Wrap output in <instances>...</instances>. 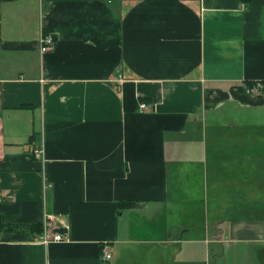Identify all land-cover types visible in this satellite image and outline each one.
Wrapping results in <instances>:
<instances>
[{"label": "crops", "instance_id": "1", "mask_svg": "<svg viewBox=\"0 0 264 264\" xmlns=\"http://www.w3.org/2000/svg\"><path fill=\"white\" fill-rule=\"evenodd\" d=\"M263 80L264 0H0V264H264Z\"/></svg>", "mask_w": 264, "mask_h": 264}, {"label": "rangeland", "instance_id": "2", "mask_svg": "<svg viewBox=\"0 0 264 264\" xmlns=\"http://www.w3.org/2000/svg\"><path fill=\"white\" fill-rule=\"evenodd\" d=\"M233 108H235V109L232 110V112L227 111L226 113H224L223 117H220V118H226L227 117V118H231V119H236L237 117H235V116L236 115L237 116L240 115L241 111L239 109H237L236 107H233ZM256 112H257V115L260 118L259 123L264 125V110H258V109L257 110H243L242 113H243V115L246 116V113H256ZM220 115H221V113L219 112V113H217L216 116L219 117ZM237 119L239 120V118H237ZM243 122H245V120ZM261 174H262L261 178L263 179V174L264 173H261ZM252 185H253V188H251L250 185H246V184H244V182H242V183H238L237 185L234 184L233 187H230V186H228V187H230V189H233V190L237 189L239 191H243L247 195V197H248L247 199H250V200L251 199L255 200L260 195H264V187H263V191H261L260 187L257 186V184H252ZM213 192L214 191H210V193H209L210 199L207 202V207L208 208H209V205H210V208L211 207L213 208L214 206L215 207H219V206H216V204L220 205L221 198L223 196V194H220L221 197L218 199V198H216V197H218L217 195L213 196ZM216 193H221V192L219 191V192H216ZM253 202L256 203V201H253ZM233 203H234V201H231V204L229 206H227L226 209H228L229 207H232L231 205H233ZM243 203H244V206H245V202H243ZM257 203H259V204H258V206L254 207V210H259L258 214L262 215L263 212H264V202L258 201ZM249 205H250V203H249ZM198 207L199 206H195V209H197ZM241 207H243V206H241ZM194 221H195L196 224H202V220H201L199 215L195 217ZM208 221H210V220H208L206 218L205 222H208ZM244 248H245V245L242 244V243H237V244L234 243V242L231 243V245L228 247V249H225V253H226V257L227 258H225V260H223V263L224 264H234V259L233 258L236 257L237 258V263L236 264H244V261L242 263L240 261L242 255H240V254L233 255V253H232L233 250H235V251L240 253L241 251L245 250Z\"/></svg>", "mask_w": 264, "mask_h": 264}, {"label": "built area", "instance_id": "3", "mask_svg": "<svg viewBox=\"0 0 264 264\" xmlns=\"http://www.w3.org/2000/svg\"><path fill=\"white\" fill-rule=\"evenodd\" d=\"M41 46L42 49L46 48V46L52 45L53 41H54V37L52 34L48 33V34H43L41 35ZM258 86L260 87V83L259 84H255L253 85L252 88H248L249 91L254 92L257 90ZM148 103L142 100H139L138 98V102H137V108L139 110H144L148 107ZM32 152L33 155L36 158H40L42 156L43 153V147H42V143L40 144H34L32 147ZM44 230L41 234H37L35 236V238L40 239L43 242H47V241H60L65 239V232L59 231V230H53V231H49L46 229V226L44 225ZM111 257V252L109 250V248L107 246H104L102 248V259L104 261H107L109 258Z\"/></svg>", "mask_w": 264, "mask_h": 264}, {"label": "trees", "instance_id": "4", "mask_svg": "<svg viewBox=\"0 0 264 264\" xmlns=\"http://www.w3.org/2000/svg\"><path fill=\"white\" fill-rule=\"evenodd\" d=\"M248 1V0H242ZM43 34H48L49 30L47 28H43ZM264 82V80H263ZM247 87L250 89L253 87V81H246ZM139 100L148 101V98L140 97ZM43 223H31V224H5L3 226L2 231H14V232H25L29 233L31 236L35 237L37 234H41L44 230Z\"/></svg>", "mask_w": 264, "mask_h": 264}]
</instances>
